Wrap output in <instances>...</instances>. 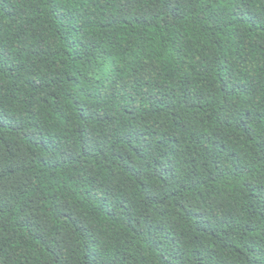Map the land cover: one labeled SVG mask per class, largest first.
<instances>
[{
    "label": "trees",
    "instance_id": "trees-1",
    "mask_svg": "<svg viewBox=\"0 0 264 264\" xmlns=\"http://www.w3.org/2000/svg\"><path fill=\"white\" fill-rule=\"evenodd\" d=\"M0 264H264V0H0Z\"/></svg>",
    "mask_w": 264,
    "mask_h": 264
}]
</instances>
